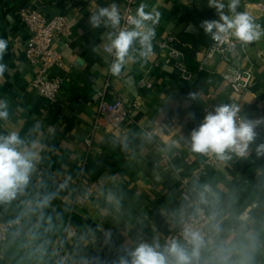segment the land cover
<instances>
[{
	"label": "crops",
	"instance_id": "crops-1",
	"mask_svg": "<svg viewBox=\"0 0 264 264\" xmlns=\"http://www.w3.org/2000/svg\"><path fill=\"white\" fill-rule=\"evenodd\" d=\"M241 1L237 11L264 30V0ZM112 2L0 0V39L8 42L0 62L10 70L0 78V98L9 104L0 135L17 132L37 152L29 184L13 200L0 202L1 219L21 222L2 246L0 264H114L124 249L171 240L179 211L194 202L214 229L199 264H264V156L255 151L264 142V127L257 129L250 156L230 153V159L217 158L206 167L203 154L189 143L205 112L220 103L238 104L251 119L264 117V35L248 45L237 40L230 62H206L202 72L198 65L206 48L200 46L196 69L189 67L195 77L187 82L163 63L158 44L168 35L199 36L195 14L219 19L215 9L208 0H140L135 14L141 5L159 13L152 25L154 55L114 76L112 58L103 51L106 30L89 24L96 5ZM114 2L122 13V1ZM28 9L48 19L63 16L71 30L69 38L53 44L64 60L50 73L64 79L54 105L30 86L38 69L25 54L29 29L20 13ZM247 68L253 69L255 86L236 94L222 74ZM102 100H120L130 109L122 129L94 131ZM182 177L191 179L189 187Z\"/></svg>",
	"mask_w": 264,
	"mask_h": 264
},
{
	"label": "clouds",
	"instance_id": "clouds-1",
	"mask_svg": "<svg viewBox=\"0 0 264 264\" xmlns=\"http://www.w3.org/2000/svg\"><path fill=\"white\" fill-rule=\"evenodd\" d=\"M239 3L240 0H228L226 5L223 0H208V7L215 9L219 19L202 21L200 26L204 33L215 42L234 37L248 45L259 40L264 30L247 12L237 11ZM226 8L232 15L226 13ZM144 9L141 5L134 16L127 18L129 27L122 26L124 17L114 0L104 7L96 5L89 16L92 29L106 30L101 38L107 42L105 51L113 57L110 72L114 76H120L130 63L147 62L154 55L155 29L152 25L158 23L159 13ZM7 48L8 42L0 39V61ZM6 71H10L7 64L0 62V78ZM189 99L195 100L196 94L190 93ZM8 108V101L0 98V119H8ZM189 118H194V113H189ZM262 127L264 117L251 119L241 113L238 104L220 103L191 131L189 143L192 151L214 154L220 160L230 159V153L245 157L257 139V129ZM34 148V143L29 148L17 132L0 135V202L13 200L29 184L37 159ZM255 151L258 156H264V142L258 144ZM210 191L205 186V192ZM105 239L106 242L111 239L110 232L105 234ZM183 239L186 243L176 239L166 241L164 245L158 241L140 243L134 249H124L114 264H198L205 246L203 235L193 227L185 226Z\"/></svg>",
	"mask_w": 264,
	"mask_h": 264
},
{
	"label": "built area",
	"instance_id": "built-area-1",
	"mask_svg": "<svg viewBox=\"0 0 264 264\" xmlns=\"http://www.w3.org/2000/svg\"><path fill=\"white\" fill-rule=\"evenodd\" d=\"M121 1L124 4V10L121 13L124 17L122 26L129 27L126 24V20L128 17L135 15V8L138 6L140 0ZM239 5H242L241 0ZM20 20L29 29L30 46L25 51L26 57L38 69L30 86L47 102L54 105L58 102L59 95L64 86V79L50 73L55 67L63 66L64 60L62 54L55 50L53 44L58 37L66 39L70 37L71 30L68 21L63 16L48 19L38 11L30 9L21 11ZM179 44V39L173 35H168L162 39L158 44L161 59L164 64L172 66L178 71L185 81L190 82L195 77V74L190 70L185 54L179 48ZM237 49L238 42L234 37H230L223 42L213 41L212 45L206 48L202 54V59L198 65L199 72L205 69L206 62L215 59L230 62ZM103 51L113 59L105 51V47H103ZM222 77L229 82L236 94L249 92L255 86V75L251 68L230 70L223 73ZM208 111L211 110H207L205 114ZM129 116L130 109L122 101L116 100L113 103H108L106 100H102L95 116L94 131H106L109 128L113 131H118L126 124ZM86 144L91 148L92 140L88 139ZM252 151L253 148L251 146L250 151L245 157L250 156ZM235 156L237 158H243L237 155ZM203 158L205 167L211 165L217 159L214 154H203ZM201 172H203L202 169L196 171V174H200ZM181 181L185 187H189L191 184L189 177H182ZM20 226L21 222L19 220L12 219L6 221L0 218V258L2 246L10 241L13 233ZM185 226H191L200 231L205 239V246L201 249V259L208 247V241L214 229L207 212L198 203L194 202L192 207L183 208L179 211L178 224L172 234L171 240L176 239L181 243H186L183 239V229ZM200 259L198 264L200 263Z\"/></svg>",
	"mask_w": 264,
	"mask_h": 264
},
{
	"label": "trees",
	"instance_id": "trees-1",
	"mask_svg": "<svg viewBox=\"0 0 264 264\" xmlns=\"http://www.w3.org/2000/svg\"><path fill=\"white\" fill-rule=\"evenodd\" d=\"M204 20H213V18L207 14L196 13L194 21L200 30V35H185L179 38V48L184 52L186 61L192 71L196 69V54L198 52V48L200 46L208 48L213 43L211 37L206 35L200 26L201 22Z\"/></svg>",
	"mask_w": 264,
	"mask_h": 264
}]
</instances>
